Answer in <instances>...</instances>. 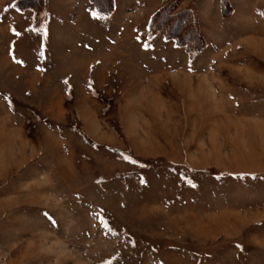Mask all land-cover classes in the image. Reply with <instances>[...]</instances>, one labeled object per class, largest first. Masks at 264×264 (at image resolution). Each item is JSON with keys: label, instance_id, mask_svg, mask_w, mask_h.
Returning a JSON list of instances; mask_svg holds the SVG:
<instances>
[{"label": "rangeland", "instance_id": "obj_1", "mask_svg": "<svg viewBox=\"0 0 264 264\" xmlns=\"http://www.w3.org/2000/svg\"><path fill=\"white\" fill-rule=\"evenodd\" d=\"M0 264H264V0H0Z\"/></svg>", "mask_w": 264, "mask_h": 264}, {"label": "trees", "instance_id": "obj_2", "mask_svg": "<svg viewBox=\"0 0 264 264\" xmlns=\"http://www.w3.org/2000/svg\"><path fill=\"white\" fill-rule=\"evenodd\" d=\"M176 33H177V30H176Z\"/></svg>", "mask_w": 264, "mask_h": 264}]
</instances>
